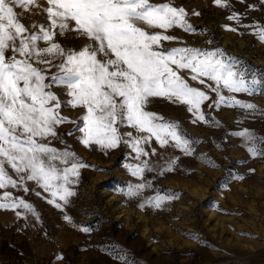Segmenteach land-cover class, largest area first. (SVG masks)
Segmentation results:
<instances>
[{
  "label": "rangeland",
  "instance_id": "374dc122",
  "mask_svg": "<svg viewBox=\"0 0 264 264\" xmlns=\"http://www.w3.org/2000/svg\"><path fill=\"white\" fill-rule=\"evenodd\" d=\"M0 264H264V0H0Z\"/></svg>",
  "mask_w": 264,
  "mask_h": 264
}]
</instances>
